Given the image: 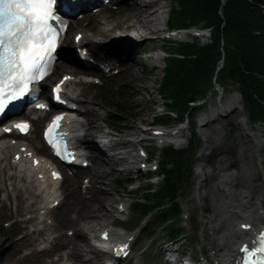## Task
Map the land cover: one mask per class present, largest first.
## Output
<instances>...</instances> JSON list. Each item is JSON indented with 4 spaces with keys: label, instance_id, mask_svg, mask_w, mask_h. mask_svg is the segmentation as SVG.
Instances as JSON below:
<instances>
[{
    "label": "rangeland",
    "instance_id": "374dc122",
    "mask_svg": "<svg viewBox=\"0 0 264 264\" xmlns=\"http://www.w3.org/2000/svg\"><path fill=\"white\" fill-rule=\"evenodd\" d=\"M172 1L174 4L175 0ZM120 2L121 0H118V3H115L114 7H118ZM169 10L170 7L167 5L164 8L165 12L162 15L164 16L163 21L162 17H159L156 21L158 29L165 27L166 30L165 24L169 22L170 17V15H168ZM118 16H120L118 13H112V15H110V13L98 15L93 18V22L90 23L89 27L84 26L80 21L73 20L68 40L69 45L72 46V36L74 35V32H82L84 34V40L86 41L85 45L90 50L92 57H95L96 59V54L99 56L101 53L100 45H108L99 35L95 34L97 27L101 23L106 24L107 29L113 27L116 19L120 18ZM200 21L201 23H204L203 20ZM195 27L203 28L204 26L198 24ZM131 30H128L127 32L129 33ZM131 32L133 33L134 37L141 39L136 35L134 30ZM115 33L116 29L114 30L113 34ZM187 37H189V35ZM157 40V44L155 45L156 48L151 49V51L149 49L147 53L155 56L154 52L152 51L159 49L160 47L163 49V54H165V51H170V53L176 52L173 49L176 45L172 43L177 42L164 40L160 37ZM199 40L205 42L206 37H200ZM112 47V45H109V48ZM66 49L68 50L70 47L65 46L64 50ZM156 53H158V51ZM61 55L62 54L60 53V58ZM144 55L147 56L148 54ZM139 56L140 58L144 57L141 54ZM60 62V71L58 72L57 77L62 72L84 74L87 72L93 73L94 71L91 69V71L85 70L83 67L75 66L76 63H71L70 61H67L63 58L60 59ZM163 66L164 62L161 60L158 62L157 67L154 62L150 60L146 63L144 62L142 65L137 64L133 70H126L125 72L120 73V76L118 77L107 79L106 75L103 80V86H97L92 83L85 85L84 82L77 84L75 81L70 82V85L68 84L69 86H67L68 91H73V93L78 95V97H80L82 100L86 101L88 99L90 101V105L99 112L98 116L96 117L97 120H95V123H93V129L99 125L101 130L107 133L104 134V136L107 135V137H100V133L96 132L91 135L94 141H96L100 146H103V149L106 147L103 145L104 142L122 143L123 141H126L125 144L117 146L116 150L114 149L115 151L113 152V155L117 156L114 161L109 158L111 157L109 152L107 155H102L103 159L96 160L95 164H93L91 168L80 169L78 170V174L75 176L66 175L60 184L59 191L57 190L56 192V194H61L62 197H64L63 204L59 205L58 208L53 210L50 213V216L46 219L47 223L49 222L50 224H55V228L59 229L61 234L68 235V238L70 237V239L78 241L79 239L77 235H74L75 226L68 222V214L70 210L73 209L83 212L85 207H82L81 205L84 199L88 200L91 194L96 196H104V200L109 207L107 208L109 211L106 213L107 220L106 222L102 221L101 224L93 223L94 220L92 221L94 226L92 229H90V231L88 230L89 233L87 238L84 237L82 240L83 246L86 249L84 252V257L94 255L92 249L88 247V244H90L92 240V236L95 237L98 231L103 228L106 223L108 224L111 222H115V224H117V226L113 228L117 229V231L124 229L129 231H133L134 229L140 230L138 237L133 243L132 256L129 261L131 259L140 260L142 257L143 260L141 264H146L147 262H155L158 264V261L161 260L158 253L162 251L161 249L163 246L169 249L171 246L175 248L178 245H176L174 241H170L165 235V232L161 229L157 231V234L153 239H149L148 233L152 229H156L159 225H161V220H159L156 216H151V218L147 217L145 220H143L142 229L146 227L144 231L142 230L141 232L140 228H136L139 219L138 217L134 216L132 210L133 205L130 206V204L131 200L143 199L147 194L144 191L147 179L143 174L138 175L139 177H136L137 173L131 172L130 170L127 171L128 168H131L134 160L136 163V159L133 156L134 154L132 151V144H130L129 141L140 140L142 137H145L146 135L141 133L140 130L145 128L146 125H148L150 121L156 117V114L162 110V99L159 95L161 92L158 91V84L163 75ZM222 88L223 89H221L218 85H216L214 88H211L203 99L196 101L197 103L194 105V110L190 118H188V120L182 121V124H185L188 128L189 138L191 132L192 136L197 140V146L194 148L195 153L192 156L190 164L192 169L191 176L182 177L179 184L178 196L176 198L179 204V215L174 219L173 222H168L171 227L176 228L180 224L183 227L184 235H182V237L179 239L181 240L179 247H181L182 250H185L188 254H194L200 258L203 255L204 257L202 256V260L206 264H214L216 261H214L211 256L214 252L210 249L209 245L211 238L208 235H202V220L204 219V216L210 217L211 211L209 209H211V206L217 201V198L215 197L217 180L223 175L231 176L235 174H241L245 170L251 176V178L254 179L251 183L253 186L256 187L264 181V123L260 124L252 121L247 113V110L243 107L237 87H234L230 82H228L223 85ZM234 97L238 98L240 102L230 119H227L229 114L225 113L222 116H219L217 121L203 126L202 130L199 129L201 118L210 115L216 108H218L221 103L225 106H228L230 104V100ZM116 101L126 102L133 106V114L129 116L117 114L114 108V103ZM87 106L89 107V105ZM80 109L86 110V107L80 106ZM115 114L123 119V121L120 123V129H118V132L112 129L113 120L111 117ZM88 115L89 114L81 116V119L84 121V123L88 121ZM172 121L175 122L176 119L173 118L171 122ZM238 121H244V127H246L245 130L248 135H250V137H245V133L243 134L245 136L242 135V132L244 131L241 130L240 126L238 125ZM86 128H88V126L82 127L80 132H84ZM34 129H36L35 124L33 126V132L28 136L27 139L28 142H30V146L34 148L38 154L48 155L41 141L39 134L40 128L37 129L38 131H35ZM109 134L111 135L108 136ZM36 136L38 137V140ZM89 137L88 140L91 139ZM205 139L209 140V142H206ZM186 143L180 147L185 146ZM141 144L144 148L147 147L146 149L148 151H154L148 147V143L145 141L141 142ZM94 152H92V155L95 154ZM4 156L5 159L2 163V166L8 162V152L5 151ZM124 156H127L126 162L122 160V157ZM241 156L244 158L243 162H240L239 160ZM153 158H156L155 160L159 158L156 152L154 153ZM220 161H225L226 163L231 164V166L225 171L216 173L217 169L214 171L213 169L218 166ZM201 170L209 173L215 172V174H217L214 176V178H210L211 181L209 180V182L211 185L209 187H199L200 176L198 172ZM87 179H89L88 185L90 186L86 189L84 185L87 184ZM91 180H94L96 186L99 187V191L95 190L96 187L91 188ZM116 180H120L121 184H117ZM152 180L154 181L155 179L153 178ZM158 183L159 181L153 184V187H157ZM17 185H20V183ZM150 185L152 186V184ZM248 185L250 184H245L243 185V188L236 189L238 192H242ZM136 187H138V190L134 191L133 188ZM9 188L11 187L5 186L1 189L0 183V197H2ZM154 190L155 189L152 188L149 190V192L152 193ZM252 193L254 199L257 200L263 191L256 187ZM31 201H33V199H31ZM120 201L124 203V212L119 213L116 211L115 213L117 204ZM2 204L3 208L0 210V242L3 244V247H0V253H2L0 262H2L4 258H8V260L14 259L15 256L20 255L21 252L23 254V250L28 248L30 245V243L24 245L25 241L28 239L20 243L16 242L17 237L21 235V228H23V224L17 223L16 219L25 217V215L29 213H24L22 216L12 215L10 212L9 203L4 202ZM28 205L29 203L26 204V206ZM216 206H218V204H215V207ZM218 216L219 215L217 213L216 217L218 218ZM72 217L75 216L72 215ZM52 219H54V222ZM238 221L239 220L235 221L236 226H238ZM80 223L82 226L84 225V221L80 220ZM262 225H264V223ZM30 230V228L22 229V231L27 232H30ZM71 232H73V234H71ZM52 234H58V232H52ZM215 236L218 237L219 233H216ZM38 237L42 239L43 235ZM8 242L19 244L20 247L17 250H15V247L11 249ZM28 250L29 249L24 251ZM168 258H170V256H168ZM181 259L182 258H180V260ZM104 261V258L101 257L97 263L103 264ZM182 261H184L182 263H186V260L182 259Z\"/></svg>",
    "mask_w": 264,
    "mask_h": 264
},
{
    "label": "bare ground",
    "instance_id": "6f19581e",
    "mask_svg": "<svg viewBox=\"0 0 264 264\" xmlns=\"http://www.w3.org/2000/svg\"><path fill=\"white\" fill-rule=\"evenodd\" d=\"M222 1L224 2L225 0ZM167 5L173 7V1L172 0H121V3L118 6L117 10L113 12L116 14L117 13L120 14V16H118L120 18L116 19L114 26L107 29L106 24L101 23L97 27L95 32V34L99 35L103 39V41L106 42L108 45L113 44L112 48L108 47L109 49L103 50L101 52V56L110 53L112 58L110 60H106V58H100L101 62L109 66L116 65V63H120V65L124 68L123 70L130 71L133 70L137 64L142 65L144 64V62L146 63L150 60L154 62L156 67L158 66V62L160 60L165 61L164 59H161V55L159 58H156L154 55H149L148 59H144L142 57L140 58L139 53H141L140 51L142 50L148 51L150 49L151 51V49H155L156 48L155 45L157 44L158 41L157 39H159V37L161 36L173 37L176 40V39H182V35L185 34L178 32L167 35V33L164 31L165 27H163L162 29L160 28L158 29L156 25V21L158 20L159 17H162V21H163L164 16L162 15L164 14L165 12L164 8ZM163 26H164V22H163ZM115 29L117 31L115 34H113ZM131 29L134 30L136 35L139 36L141 39L134 37L133 33L131 32L132 31ZM128 30L131 31H129L128 33L127 32ZM118 35L119 36L122 35V38L113 39L114 37H119ZM108 50H110V52H107ZM62 58L65 57L63 56ZM69 61L73 63L72 60ZM57 67H60V65L59 66L57 65ZM48 81L49 79L46 82ZM69 95L70 96L74 95L79 106L86 107V110L84 109L85 111L79 109V113L81 114L80 117L89 114L88 121H86V123L81 121L80 123L75 122L72 124V132L76 133V131L79 130L84 125L88 126L86 132L84 133V139L83 141H80V144L81 145L84 144V146L91 149L92 152L94 151L100 152V150H103L102 148L103 146H100L96 141H94V139H92L91 136L94 133L99 132L100 137H105V138L107 137V135L104 136V134L107 133H105V131H102L99 125L95 129H93V123H95V120H97L96 117L98 116L99 112L97 111V109H95L90 105V101L88 99L86 101L82 100L80 99V97H78V95H75L72 91H70ZM239 102H240L239 99L234 97L230 100V104L228 106H225L221 103L218 106V108H216L210 115L201 118L199 129L202 130L203 126H206L211 122L217 121L218 117L222 116L225 113L229 114V117H227V119H230L233 113L235 112V109H237ZM87 105H89V107ZM38 121L39 120L37 119L33 121L32 124H38ZM238 125L240 126L241 130L244 131L242 132V135L245 133L246 136L245 135L243 136L250 137V135H248V133L245 130L246 127H244V121H238ZM88 137L91 139L88 140ZM187 138H188L187 126H181L180 128L176 129L175 131H173V134L170 137V139L172 140L173 144L176 147L183 145L187 140ZM205 141L209 142V140L207 139H205ZM125 143L126 141H123L122 143L104 142L103 145L104 147L106 146V148H109L110 151H112L111 157L109 158H111L114 161L117 157L113 155V152L117 149L116 147ZM129 143L135 145L133 141H129ZM13 148L14 146H11L8 143V141L4 143L0 140V149H1L0 164H2L4 160V157L2 155L5 153V151L7 152L8 149L11 150ZM133 156L136 159V155L134 154ZM122 160L126 162L127 156L122 157ZM239 160L240 162H243L244 160L243 156H241ZM230 166L231 164L226 163L225 161H220L218 163V166L214 168L213 171L217 169L216 173H219L221 171L227 170L228 167ZM7 167H9L8 171H6ZM198 174L200 176L199 187H203V186L209 187L211 185V183L209 182L210 178L211 177L214 178V176L217 175L215 174V172L209 173L203 170L199 171ZM12 179H14V182L20 183L21 181L33 182V178L29 174V171H27L23 165H21L18 168L14 166L13 169L8 162V164H5L4 166L0 167L1 189L4 187V185L11 187V190L6 195V200L11 201V199H13L15 201L16 212H23L25 207H26L25 211L28 212L40 211L41 209L47 207L46 205H41L45 203L46 199H49L51 196H54L52 199L48 200V203H52L55 199L61 197L60 194L55 193L56 182H54L53 184L48 183L43 188L40 185H38L39 188L28 185H22L18 187L14 185V183L13 184L11 183ZM253 180L254 179H252L251 176L245 170L241 174H235L231 176L223 175L217 180L216 192H215L216 195L215 197L217 198V201L215 204H218V206L215 207L214 204L211 206V209L208 208L211 211V215L210 217L204 216V219L202 220L203 221L202 235H208L211 238L209 245H210V249L214 251L212 253V256L215 260H218L219 263L234 264L237 258V253H238L237 249L240 243L250 242L252 239L253 230H255L257 227H261V225L264 223V211H263L264 181L261 182V184H259L258 186H256L257 188L261 189L263 193L261 194V196H259L257 200H255L252 191L256 187L251 184ZM163 183L164 180H162L157 185L155 190L159 189L163 185ZM245 184H250V185H248L244 191L238 192L236 188L238 189L243 188V185ZM91 188H95L96 191H99V187L96 186L94 180L93 181L91 180ZM39 195L41 197L40 200H39ZM31 199H33V201H31ZM27 203H29L28 206H26ZM132 205L133 204L131 203L130 206ZM81 206L85 207V210L83 212L72 209L68 214V222L71 225L75 226L74 235H77L79 239L78 241L72 240L70 239V237L68 238L67 235L61 234L60 232L58 234H51L49 232L51 227L43 226L42 229H34L31 233L22 232V234L19 237H17L16 242L20 243L28 239L25 241L24 245L30 243L29 247L25 248L29 250L24 251L25 250L24 249L23 254L21 252L20 255H16L14 259L11 260L9 259L10 261L8 260V258L7 259L4 258V260L1 263L2 264H101V263H97L102 257L101 254L98 251L94 250V248L90 244H88V247L92 249L94 255L84 257V252L86 249L83 246L82 240L84 237L87 238L90 229H92V227L94 226L93 223L101 224L102 221L106 222L107 220L106 213H108L109 211V209H107L109 208L108 204L104 200V196L101 195L96 196L94 194H91L88 200L84 199ZM116 211L117 210H115V213ZM157 212L158 210L152 214V217H155V214ZM217 213L219 215L218 218L216 217ZM72 215H74L75 217H72ZM30 220H32V218L29 219L28 221ZM80 220L84 221L83 226L80 223ZM237 220H239L238 225L241 223H249L251 224L250 225L251 228L247 231L240 232L235 224V221ZM165 222L166 220L163 222V224H165ZM111 223L108 224L106 223L105 225L108 226L109 224L111 225ZM159 226L158 228H156V231L160 229ZM40 233L44 234L45 237L43 236L42 241L37 245L36 235ZM216 233H219L218 237L215 236ZM113 238L116 241H119L121 238V233L116 232ZM8 243L11 249L15 247V250H17L20 247L19 244L10 243V242ZM0 247H3V244L1 242H0ZM164 250L168 253L169 256H171L173 246L170 247L169 249L164 248ZM0 258H1V253H0ZM173 260L176 261V259Z\"/></svg>",
    "mask_w": 264,
    "mask_h": 264
},
{
    "label": "trees",
    "instance_id": "16d2710c",
    "mask_svg": "<svg viewBox=\"0 0 264 264\" xmlns=\"http://www.w3.org/2000/svg\"><path fill=\"white\" fill-rule=\"evenodd\" d=\"M220 6L221 0H175L169 26L200 24L210 29L211 39L205 44L197 40L178 43L173 48L176 52L166 59L159 91L166 99L169 113L159 116L161 121L168 122L171 112L178 118L191 115L196 101L203 99L211 88L230 82L237 87L252 121L264 123V0H226ZM114 108L117 114L128 116L134 110L122 101H116ZM112 120V126L120 129L123 119L115 114ZM196 141L192 138L180 149L166 147L160 163L163 185L152 193L146 186L144 198L133 202L136 216L158 210L155 216L163 222L166 220L159 227L169 240H178L182 232L178 227H168V222L179 215L176 200L179 184L182 177L191 176ZM148 234L151 240L157 231L154 228Z\"/></svg>",
    "mask_w": 264,
    "mask_h": 264
},
{
    "label": "snow or ice",
    "instance_id": "6c2138e0",
    "mask_svg": "<svg viewBox=\"0 0 264 264\" xmlns=\"http://www.w3.org/2000/svg\"><path fill=\"white\" fill-rule=\"evenodd\" d=\"M55 2L0 0V113L25 94L30 81L43 75L40 71L43 62L50 57L57 43L58 33L49 23L54 18ZM60 119L56 118L49 132L54 131ZM16 127L26 131L30 126L24 123ZM242 250L247 251V248ZM259 251L264 252V246Z\"/></svg>",
    "mask_w": 264,
    "mask_h": 264
},
{
    "label": "water",
    "instance_id": "95a60500",
    "mask_svg": "<svg viewBox=\"0 0 264 264\" xmlns=\"http://www.w3.org/2000/svg\"><path fill=\"white\" fill-rule=\"evenodd\" d=\"M224 2H225V1H224ZM224 2H223V1L221 2V6H222V4H224ZM221 6H220V8H221ZM221 63H222V62H221Z\"/></svg>",
    "mask_w": 264,
    "mask_h": 264
}]
</instances>
